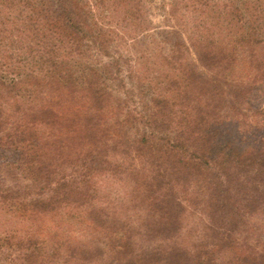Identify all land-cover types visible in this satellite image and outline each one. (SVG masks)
I'll use <instances>...</instances> for the list:
<instances>
[{
	"label": "trees",
	"instance_id": "trees-1",
	"mask_svg": "<svg viewBox=\"0 0 264 264\" xmlns=\"http://www.w3.org/2000/svg\"><path fill=\"white\" fill-rule=\"evenodd\" d=\"M108 1L60 0V5L56 6L47 0H0V58L6 60L9 73L17 69L12 71L14 77L0 73V89L14 91L23 84L38 89L48 79V83L61 86L64 85L63 81H67L64 78L70 76V90L75 94V100L70 102V115L73 116L70 120L71 132H76L82 126H90L89 129L93 131L87 135L84 144L87 152L82 154L84 157L77 158L70 176H62L58 180L56 177L49 178L48 172L43 173L40 165L43 153L40 158L39 150L45 151V138L39 137V129L32 128L29 134L30 129H23L19 117L5 122L0 105V144L3 143L2 139L8 140L5 142L6 148L12 147L15 139L19 140V144L27 142L29 150L26 153L30 152L31 157L26 165L35 176L33 181L45 185L39 188V199L23 198L19 192L10 190L0 193V214L8 215L0 228L3 233L0 247L11 250L12 243H16V250H22L19 254L23 264H58V253L46 240L49 234L38 230V236L28 231L18 235L12 230L13 226L22 223L23 228L31 218L42 217L67 206H70L72 218L75 215L91 219L88 224L81 222L89 228L93 224L91 229L103 227L98 225L94 217L96 213L107 220L124 222L115 212L107 211V207L102 206L104 200L96 188L95 178L107 176V186L116 177L124 178L122 193L131 202L137 196L134 191L131 196L127 189L131 188V178L137 176V189H141L143 194L141 198L153 200L156 213L147 211L140 227L139 222L143 218L141 210L132 206L137 213L130 216L131 220L125 228L117 230L122 235L119 238V243H122L120 250H127L128 253L134 235L143 233V228L147 229V233H143L146 237L148 232L151 234L149 222L152 220L149 221L148 217L154 218L156 223L153 224L168 226L166 231V227L158 228L157 233L158 230L162 234L172 230L174 221L187 214V200L182 195L194 182L206 196L205 200L201 199L200 205L220 213L221 220L209 218L205 221L202 237L212 242L204 243L202 247L205 249L199 250L200 254L193 256L190 263L217 264V256L213 259L210 252L215 251L213 247L219 244L232 252L229 264H251V256L239 252L235 247L232 233L236 222L233 221L245 218V209L252 213L251 206H264V156L256 159V154L238 147L225 133L224 120L219 115L227 108L234 109L238 105L233 100V93L237 92L232 89L233 83L228 85L220 77L236 68L240 58L249 62L253 76L257 73L264 75V63L259 60L262 59L259 50L264 45V8L257 0H216L218 4L212 13L217 14L218 23L212 27L218 28L220 33H205L210 36V41L201 34L208 27L207 13L202 11L191 19L192 36L185 35L184 39L175 31L158 32L159 43L164 45L159 55L165 64L160 65L161 72L158 76H152L153 79L131 77L132 81H137V92L127 94L125 90L114 93L108 85L114 80L124 83L123 71L129 66L128 61L121 63L122 55L115 54L116 49L112 52L114 57H111L115 68L114 80L109 78L113 75L109 64H94L89 60L92 53L108 57L117 42L115 32L98 22ZM191 1H194V5L207 6L208 0H199L201 3ZM111 2L114 3L111 13L116 14L119 7H124L125 15L141 18L138 15L142 5L140 0ZM175 12L178 11L174 9ZM136 19L135 28L143 34L146 29L138 26ZM141 37L142 41L147 39L143 35ZM141 37L133 40L142 42ZM165 48L167 52H164ZM190 50L194 61L188 57ZM85 58L87 61H84ZM29 59L42 62L46 67L21 73ZM254 61L258 65L252 66ZM123 65L126 67L123 68ZM1 66L3 64L0 63ZM234 83L239 84L236 80ZM81 100L85 105L80 104ZM19 110L15 109L16 112ZM90 113L96 115L89 117ZM52 115L48 113V116ZM101 127L107 128L103 132L114 135L111 143L121 150L111 156L114 160L112 164L109 154L102 147L108 144L101 146L99 143L105 135L96 138ZM18 153L22 155L23 149L19 148ZM140 179L144 181L143 185ZM102 190L105 192L106 189ZM62 191H68L69 201L61 196ZM96 205L99 206L98 211L95 210ZM123 207L118 205L113 208ZM20 220L22 222H18ZM32 245L34 250L31 249ZM154 256L157 257L147 260V263H164L165 251ZM181 256L173 257L174 264H184L180 262ZM79 260L82 261L74 264L86 261L92 264L94 261L83 257ZM63 262L60 264H67ZM134 263L132 260L127 262Z\"/></svg>",
	"mask_w": 264,
	"mask_h": 264
},
{
	"label": "rangeland",
	"instance_id": "rangeland-1",
	"mask_svg": "<svg viewBox=\"0 0 264 264\" xmlns=\"http://www.w3.org/2000/svg\"><path fill=\"white\" fill-rule=\"evenodd\" d=\"M47 1L53 2L56 6L60 5V0ZM257 1L264 8V0ZM114 2L116 3L117 1ZM140 2L142 5L139 10L140 14L138 15L141 18L135 19L138 22V26L146 29V32L143 34L137 32L134 17L125 15L126 9H122L124 7H119L116 14L111 13V6L114 4H112L111 0L105 4V9H102V15L98 19V22L115 32L116 36L114 37L117 42L114 43L115 46L111 49L108 57L97 56L96 53H92L89 55V60L94 64H109L110 72H113V75L109 76V78H112V80L115 78V68L111 59V57H114L112 52L116 49L115 54L122 55L123 60L121 59V63L123 61L129 62L128 68L123 71L122 77L124 78V83L118 80L108 81L110 91L114 93H122L125 90L124 92H128L127 94L131 92L136 94L137 90L135 86L137 81H132L130 79L131 77H147L153 79L152 76H158L160 74V65L165 63H162L159 55L164 45L159 43L158 32H162V30L175 31L176 35L183 36L184 39L185 35L186 37L187 35L192 36L191 19L199 11H202L206 12L207 15L205 17H208V27L201 31L204 38L208 41L211 40L210 36L205 34L209 31L218 35L220 33L218 28L212 27V25L218 23V19L216 18L217 14L212 13V9L216 8L218 4L216 0H208L206 3L207 6L200 4L194 5V1L191 0H140ZM174 9L178 12L174 13ZM179 14L183 16L180 17ZM138 15L136 14L135 17ZM210 17L212 20H210ZM142 35L143 37H147V39L142 41ZM135 37H141L140 41L142 42L134 41L133 38ZM193 37L197 38L195 35ZM6 47L9 50L8 44ZM165 50L164 52H167V48ZM259 52L262 54V59L259 60L264 63V45L263 49L259 50ZM116 56L118 57V55ZM188 57L194 61L191 50L190 56ZM239 60L237 62L238 64H236L237 66H235L236 68H233L229 74L226 72L220 77V80L226 82L228 85L233 83L232 89L238 93H233L235 96L233 100L238 105L234 106V109L227 108L220 113L219 117L224 120L223 128L225 133L230 136V139L238 147L245 148L256 154L257 159L258 157L261 158L264 156V75L260 76L257 73L258 75L253 76L254 73L250 70L249 62L243 61V58ZM5 61L0 58V63L3 64L0 67V73L3 72L6 76L14 77L12 71H16L17 69L14 68L9 73ZM84 61H87L86 58ZM26 62L25 64L27 65L23 66L25 69L21 70V73H27L30 70L37 71L46 67L42 62H32L30 59ZM257 63L254 61L251 65L256 66L258 65ZM125 67L123 65V68ZM69 79L70 76H66L64 80L67 81H63L64 85L61 86L48 83V80H50L48 79L47 83L45 82L44 86L38 89L24 84L14 91L0 89V105L4 112L5 122L8 119L11 121L15 117H19L20 125L23 129H30L29 134L32 128L33 130L39 129L38 133L40 136H38L45 138V144H43L45 151L40 152L39 150L40 158L43 153L41 158L42 163L40 165L43 167V173L48 172L49 178L56 177L57 180L62 176H70L72 168L78 162L77 158L84 157L82 154L87 152V148L84 145L87 142V135L93 133L89 129L90 126L86 128L83 126L78 127L76 132H71L70 125L72 122L70 120L73 116L70 115V102L75 100V94L73 95V91L70 90ZM234 80L239 82V84H235ZM40 91L41 93H39ZM79 102L85 105L83 100ZM16 108L20 110L16 112ZM38 111H42V113L38 114ZM49 112L53 113V115L48 116ZM94 115L90 113L88 116ZM38 123H42L43 125H37ZM103 129L107 128L101 127L98 129L96 138L99 135H105V138H102L99 143L101 146L108 144L102 147L109 154L108 158L110 163H113L114 160H112L111 156H114L115 153L118 154V151L121 150L111 143L112 139L115 138L114 135L103 132ZM6 141L8 140L2 139L3 143L1 144H3V147L0 144V193L5 190H10L14 193L19 192L23 198L39 199L41 197L38 195L40 194L39 188L45 185L33 181L35 176L31 173L29 165H26V161L31 157L30 152L26 153L29 150L27 148L28 143L22 142L19 144V140L15 139L13 141L14 145L6 148ZM14 148H17V150H14ZM19 148L23 149L22 155L18 153ZM115 150L117 152H114ZM2 157H5V159L2 160ZM106 177L101 176L95 178L97 182L96 188L100 190V195L104 200V205L102 206L107 207V211L115 212L116 216L124 220V222L117 223L112 219L107 220L105 219L106 217H102L96 213L94 217L99 222L98 225H102L103 227L95 226L96 228L91 229L94 226L93 224L89 228V226L81 223L84 221V224H88L91 219L87 216H85L87 220L83 217H74L75 215L72 218L70 206H67L56 212L51 211L50 213L43 214L42 217H33L31 215L33 218L28 223L25 222L23 228L22 223H20L14 225L12 230L16 231L18 235L24 231H28L38 236V230L52 235L53 237L46 235V240L49 243L51 242L56 249L58 253V264L63 261L67 264H74L75 262L82 261L79 260L81 257L90 258L91 260L94 259L92 264H127L131 260L135 262L134 264H151V262L147 263V260L155 259L157 257L154 256L155 254L164 251V263L152 261L153 264H174L173 257L175 255H182V261L180 262L191 264V258L200 254L199 250L205 249V247H202L204 243H207V241L212 242V240L203 239L202 228L205 221L209 218L221 220L219 217L221 214L215 213L208 206L200 205L202 200L206 199V196L200 192L201 187L193 182L188 186L186 193L182 195L187 200L185 203L187 206V214L179 220L174 221L175 226L172 230L164 232L163 234L158 230L157 233L158 228L166 227V231L168 226L166 224H153L156 223L154 218L148 217L149 221L152 220L149 222L152 227L151 234L148 232V237H146L144 234L147 233L145 231L147 229L143 228L144 234L134 235L133 245L128 253L127 250H120L119 246L122 243H119V238L122 235L117 230L127 226L128 221L131 220L130 216H133V213H137L136 209L138 208L141 210V215L143 216L139 222L141 227L142 222L146 219L144 215L147 211L156 213V207L152 205L153 200L141 198L143 194L141 193V189H137V176L132 177L131 181H129L131 188L125 187L129 188L127 192H131V196H133V191L135 196H137L131 202L127 201L125 195L122 193L123 185L125 184L123 181L124 178L116 177L107 186L108 182L105 179ZM140 182L141 185L144 184V181L141 179ZM102 189H106L105 192H102ZM61 196L65 199L68 198V201L70 200L68 191H62ZM118 205L119 207H125L120 209L113 208ZM132 206H135L136 209H133ZM249 208L252 210V213L247 212L245 209L243 211L245 218L233 221L236 222L234 232L232 233L234 244L239 252L251 256L249 260L251 264H264V206L259 207L254 205ZM95 210L98 211L99 206L96 205ZM135 216L138 217L137 215ZM7 218L8 215L0 214V228L3 225V221ZM18 222H22V220ZM2 235V229H0V236ZM227 248H221L219 244L213 247L215 251L212 250L213 252H210V254L213 259L214 256H217V264H229L228 260L232 252L227 251ZM31 249L34 250L33 245ZM84 250L88 252L86 253ZM21 251L16 250V243H12L11 250L0 247V264H23L19 254ZM150 255H152V258H149ZM82 264H87V261Z\"/></svg>",
	"mask_w": 264,
	"mask_h": 264
}]
</instances>
